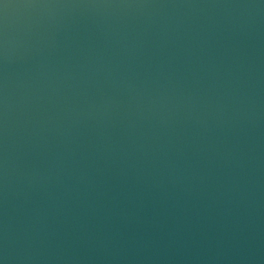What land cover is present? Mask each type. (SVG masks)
Here are the masks:
<instances>
[{
    "label": "water",
    "instance_id": "95a60500",
    "mask_svg": "<svg viewBox=\"0 0 264 264\" xmlns=\"http://www.w3.org/2000/svg\"><path fill=\"white\" fill-rule=\"evenodd\" d=\"M0 264H264V0H0Z\"/></svg>",
    "mask_w": 264,
    "mask_h": 264
}]
</instances>
